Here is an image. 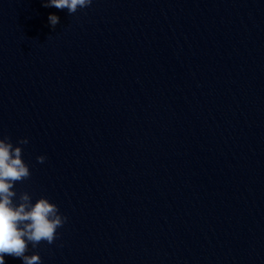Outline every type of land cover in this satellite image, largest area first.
Listing matches in <instances>:
<instances>
[{
    "label": "clouds",
    "instance_id": "1",
    "mask_svg": "<svg viewBox=\"0 0 264 264\" xmlns=\"http://www.w3.org/2000/svg\"><path fill=\"white\" fill-rule=\"evenodd\" d=\"M93 0H47L45 7H55L58 10L67 9L74 14L78 9L87 8ZM50 25L54 28L59 23V17L50 14ZM27 138L17 141L10 138H0V264H5L6 255L20 258L23 264H41L38 254L26 255L29 243L36 247L42 241L52 244L57 238V229L63 227L67 217L62 215L56 204L41 197L32 202L27 192L14 198L17 192L14 186L17 182L27 180L30 175L29 166L24 162L23 149ZM45 156H38L37 162L44 163Z\"/></svg>",
    "mask_w": 264,
    "mask_h": 264
}]
</instances>
